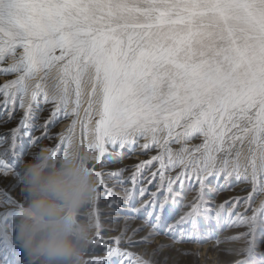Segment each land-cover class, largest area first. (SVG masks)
<instances>
[{"label": "snow or ice", "instance_id": "6c2138e0", "mask_svg": "<svg viewBox=\"0 0 264 264\" xmlns=\"http://www.w3.org/2000/svg\"><path fill=\"white\" fill-rule=\"evenodd\" d=\"M0 65V73L14 77L0 84V106L10 110L9 117L17 105L22 110L3 141L4 154L17 147L41 103L52 107L37 126L39 136L23 132L31 137L30 146L52 138L48 124L62 114L73 118L50 147L54 155L62 157L74 139L83 153L94 154L96 193L91 211L84 213L94 226L88 251L95 253L100 245L105 251L86 264H109L117 256L120 264H152L120 245L158 234L174 215L180 195L174 186L186 182L199 185L197 195L166 231L183 230L188 223L195 229L201 215L217 223L226 218L229 226L247 229L228 238L241 242L231 250L240 257L233 264H264V253L256 252L264 209L233 215L234 204L225 217L224 204L209 207L216 190L208 183L209 177L250 181L245 208L264 189V0H0ZM50 74L51 91L44 84ZM85 85L90 88L81 113ZM197 137L202 142L189 147ZM172 143L181 147L173 150ZM125 148L157 152L133 165L127 177L125 168L97 170L103 157ZM4 154L0 173L20 179ZM141 178L142 203L133 207ZM125 180L131 186L118 194L115 187ZM105 199L113 210L146 209L148 233L139 241L133 240L138 228L126 235L131 218L126 216L119 234L105 238V231H114L101 220L98 205ZM0 203L5 206L0 221L23 211L11 196ZM187 238H196L195 231Z\"/></svg>", "mask_w": 264, "mask_h": 264}, {"label": "rangeland", "instance_id": "374dc122", "mask_svg": "<svg viewBox=\"0 0 264 264\" xmlns=\"http://www.w3.org/2000/svg\"><path fill=\"white\" fill-rule=\"evenodd\" d=\"M4 65H0L3 67ZM53 74L49 75V78L44 81L45 86L51 91L54 84L52 78ZM14 78L12 75H6L0 73V84H3L6 80ZM90 85H85V92L82 96L81 113H83L84 108L87 106V90H89ZM51 104L41 103L39 107L35 109L34 117L31 121V127L23 129L21 134L17 139V147L7 154L5 149L8 147L7 143L3 141L10 138V129L15 127L22 116V110L17 105L15 110L12 111L9 117V109L0 106V154H4L3 158L6 162L11 165L15 171L22 173L23 165L33 158V156L41 151L43 148H50L57 143V134L63 132L68 124L71 122V116L65 118L61 114L54 120L50 121L48 124V131L52 134V138H43L36 142L35 145L30 146L29 141L30 136L23 135L24 131L30 132L33 136H39L41 134V129L37 126L42 124L44 119L49 116ZM79 125L76 127L77 134L79 133ZM202 138H194L187 142L188 146L200 144ZM139 143H144L141 139ZM170 147L173 150H178L181 147L179 143H172ZM157 149L153 148L150 152L145 154H140L139 151H130L125 148L122 150H117L113 152L111 156H105L102 158L103 162L97 166V170L107 173L108 171H113L120 168H125L126 171L123 173V177L129 176L133 171L132 166L139 163L140 160L148 159L151 155H155ZM92 166V164H91ZM176 171H179L177 169ZM149 173L145 172L144 175L147 176ZM174 174V173H172ZM144 183L143 178L137 184L136 195L132 201V206L136 207L142 200L139 197V187ZM209 186L216 191L212 193L211 199L214 204H210L209 207H215L216 205L224 204L225 206V217H227V209L233 208V215L237 212L244 213L246 215H251L253 209V203L255 198L250 202L249 207L245 208V197L248 192L251 191L250 181L237 180L235 177H230L227 181L221 177L219 180L215 177L208 178ZM111 186V184L109 185ZM130 181L125 180L124 184H117L115 191L118 194H122V188L129 187ZM176 191L179 192V197H177V206L175 207L174 215L170 218L165 219V221L159 226L158 234L148 237L147 242L134 243L132 245L121 244L120 247L127 248L129 251L143 255L144 258L150 259L152 264H233L237 259H240L232 249L241 247L240 241H233L228 239L229 237L236 236L240 232H244L247 229L243 226L235 227L229 226L228 220L222 219L219 223L216 222L214 218L205 220L204 216L197 217L196 228L193 229L191 223L185 224L183 230L177 229L172 232H167V225L172 223V221L183 211L187 209L184 205L190 203L194 197L197 195L198 184L192 182H186L183 186H174ZM103 189H101L102 191ZM155 185H149V191H154ZM7 196H11L13 199L22 203L24 205L23 192H22V181L9 173L8 176H4L0 173V202L4 201ZM161 198L163 193L160 194ZM236 197H240L236 200ZM143 199H148L145 196ZM108 200H101L99 203V208L102 212L101 220L104 228L114 229V231H105L103 235L105 238L116 236L125 226L124 217H131L126 221L127 234L132 235L134 229H139L133 236L134 241H139L141 237H144L149 229L144 226V220L146 218V209L141 210L139 213H131L124 209L123 205L120 206L118 210H113L108 206ZM12 204H8L7 208H14ZM5 211V206L0 203V213ZM91 208L84 210V213L90 212ZM112 217V218H109ZM154 220V218H153ZM195 231L196 238L188 239L189 233ZM13 232L11 228V218L0 221V264H24V255L22 250L14 242ZM115 246L114 242H112ZM105 249L103 245L98 247V250L94 253L93 251H88V257L91 255H103ZM256 252L264 253V227H259L256 232ZM120 257L111 258L109 264H120ZM259 259V256L257 257Z\"/></svg>", "mask_w": 264, "mask_h": 264}, {"label": "clouds", "instance_id": "9594fccd", "mask_svg": "<svg viewBox=\"0 0 264 264\" xmlns=\"http://www.w3.org/2000/svg\"><path fill=\"white\" fill-rule=\"evenodd\" d=\"M93 159L74 139L62 157L45 148L23 165L24 207L11 217V228L24 264H86L94 233L84 215L97 187ZM253 208L264 209V189L256 194Z\"/></svg>", "mask_w": 264, "mask_h": 264}]
</instances>
